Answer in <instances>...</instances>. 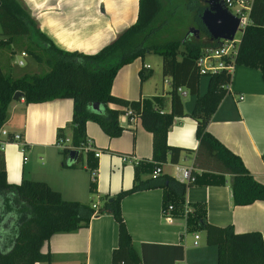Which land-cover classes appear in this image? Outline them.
I'll list each match as a JSON object with an SVG mask.
<instances>
[{
  "label": "crops",
  "instance_id": "obj_1",
  "mask_svg": "<svg viewBox=\"0 0 264 264\" xmlns=\"http://www.w3.org/2000/svg\"><path fill=\"white\" fill-rule=\"evenodd\" d=\"M19 1L54 45L85 53L96 52L132 24L138 15L139 3V0ZM144 58L136 57L119 68L112 80L111 92L130 100L148 99L154 107L169 111L171 77L163 75L161 65L160 85L151 64ZM141 70L145 74L142 79ZM6 73L12 75L10 70ZM205 76L204 81L200 78V93L207 88L208 76ZM179 87L188 94L184 86ZM229 90L210 117L207 128L264 183V80L260 70L235 65ZM194 101L195 97L191 102H183L186 112L191 110ZM109 106L122 109L118 116L122 132L109 136L96 121L88 120L86 136L92 138L101 153L97 157L93 153L94 166L89 167L87 163L74 167L70 165V156L56 144L60 137H68V146L72 145L73 100L64 97L30 103H25L23 98L12 101L4 124L19 131L21 140L9 141L0 151L8 182L17 183L23 178L44 180L59 190L63 198L89 203L97 209L106 195L129 189L138 180L151 179L156 165L151 157V132L143 127L139 117L130 120L124 112L125 106L115 103ZM195 130V119L186 114L176 116L167 132L169 144L192 148L182 150L177 161L192 165L195 174L194 181L184 182L181 205L175 203L174 189L162 185L128 192L121 199L122 215L142 264H217V246L206 241L205 230L194 222L197 217L217 225L230 224L237 232L259 231L264 240V199L235 204L231 174L221 171L203 156L197 159ZM77 152L79 164L82 151ZM124 154L136 156V161L123 160ZM173 163L162 162V171L157 177L169 175L180 181ZM93 183L95 186L91 188ZM171 185L178 188L174 182ZM167 205H173L169 218L164 213ZM117 242L118 223L111 213L103 212L93 214L86 225L73 231L53 233L41 250L51 254L48 264H112L111 252Z\"/></svg>",
  "mask_w": 264,
  "mask_h": 264
},
{
  "label": "trees",
  "instance_id": "obj_2",
  "mask_svg": "<svg viewBox=\"0 0 264 264\" xmlns=\"http://www.w3.org/2000/svg\"><path fill=\"white\" fill-rule=\"evenodd\" d=\"M177 1L139 0L138 15L132 24L96 52L85 53L54 45L19 0H0V33L7 35L6 39H0V43L25 36L29 53L47 66L46 70L12 76L0 65V126L9 117L10 105L15 100L13 95L17 90L23 94L18 99L23 98L25 103L71 98L73 145L85 139L88 120L96 121L109 136L119 135L123 130L118 120L122 109L110 107L109 103L131 106L143 127L152 134V159L177 162L182 150L192 148L169 144L167 132L176 116L188 114L196 121L197 159L203 156L221 171L231 174L233 202L248 204L256 199H264V183L250 173L238 154L207 128L210 117L229 92L228 84L231 82V73L225 69L206 73L207 88L203 93L199 91L202 73L196 59L203 46L217 45L219 42L208 35L201 21L200 16L209 5L208 0ZM181 3L194 9L192 19L197 20L198 25L194 28H198V31L190 34L193 40L189 41L187 35L183 39L167 38L161 41L153 38V24L163 10L168 14L175 13ZM200 30L209 36L207 40L199 39ZM150 52L161 56L162 73L171 77L169 111L154 107L148 99L130 100L111 92L112 80L119 68ZM234 63L259 69L264 80V0H252L249 22L241 34ZM144 76L141 70L140 78ZM179 86H184L195 95L189 112L184 110L182 97L177 90ZM62 151L70 156L71 166L79 165V152H71L68 147ZM93 158V155L87 158L91 167L95 165ZM156 177L138 180L129 189L106 195L95 209L89 203L63 198L59 190L44 180L23 178L17 183L8 182L4 157L0 152V264L49 261V251L41 250L44 241L55 232L73 231L86 225L93 214L103 212L111 213L118 223V242L111 252L112 264H142L122 215V197L140 188L162 185L174 189L175 203L181 205L186 187V183L169 175ZM172 182L178 188H174ZM93 185L95 183L91 188ZM194 222L205 230L206 241L217 246V264H264V240L259 231L237 232L230 224L217 225L198 217Z\"/></svg>",
  "mask_w": 264,
  "mask_h": 264
},
{
  "label": "built area",
  "instance_id": "obj_3",
  "mask_svg": "<svg viewBox=\"0 0 264 264\" xmlns=\"http://www.w3.org/2000/svg\"><path fill=\"white\" fill-rule=\"evenodd\" d=\"M223 5L227 7L232 13H234L239 18V25L237 28V32L240 33L239 37H236V33L234 34V37L232 39H222L218 38L219 42L217 45H206L204 46L199 56L197 57L196 61L199 66V72L202 74L206 73H213L220 71L222 69H225L227 72L231 73L233 71V68L235 66V58L238 51V43L240 41L241 34L243 32V29L245 25L249 22V12L251 9L252 0H221ZM21 55H26L25 51H21ZM17 64L22 65L24 64V60L22 58H19L17 61ZM145 66H149L146 64ZM229 89V84H228ZM178 92L181 95H185L187 91L183 89L182 87L177 88ZM230 91V90H229ZM240 98L243 96L240 95ZM124 112L126 115H128L130 120H135L138 118L137 114L134 112L133 108L131 106L124 107ZM21 140V133L17 130L8 128L5 124L0 126V151H2L5 147V145L9 141H19ZM70 141V138H59L56 141V144L61 147L62 149L64 147L71 148V150L76 151H93L94 155L97 157L100 155L101 150L94 146L93 140L90 137H85L83 141H81L78 145H71L68 146V142ZM24 146L22 145V150ZM123 160H130L135 159L136 156L134 155H122ZM161 164L162 162L156 161V165L153 169L152 176L156 177L158 176L161 171ZM174 169L176 172V177L180 181L183 182H192L195 179V174L193 170L192 165H182L179 162H174ZM173 209V205H167V207L164 209L165 215L167 217H170V210ZM195 237L197 238L198 235L196 234ZM196 243V241H195ZM34 264H48L47 261H36Z\"/></svg>",
  "mask_w": 264,
  "mask_h": 264
},
{
  "label": "rangeland",
  "instance_id": "obj_4",
  "mask_svg": "<svg viewBox=\"0 0 264 264\" xmlns=\"http://www.w3.org/2000/svg\"><path fill=\"white\" fill-rule=\"evenodd\" d=\"M179 1L181 0H178L177 3ZM193 12H194L193 7L190 6L189 8L183 3L179 4L175 13L168 14L165 13L163 10V13L153 24L154 25L153 38L161 41L167 38L183 39V37L187 35L188 37L187 39L189 41L193 40L192 35H190L192 33L189 31V29L190 27H195L196 25H198L197 20L192 19ZM0 32H2L1 23H0ZM239 35L240 33L237 32L236 37H239ZM6 38L7 35L0 33V39H6ZM199 38L202 40L206 38V32L204 30H200ZM27 45H28V39L25 36L20 38L14 37L12 38L11 41L0 43V65L5 72H9L10 70L13 76H17L25 72H33V71L38 72L47 69L46 63H44L43 61L42 62L37 61V59H35V57L31 53H29L27 49ZM182 45L183 44H181V47H183ZM21 50H24L27 53L26 56L21 55ZM144 57H145L144 61L149 62L151 64V68L155 76L156 75L158 76L159 75L158 73H161L159 72L161 69V56L157 53L150 52V53H146ZM19 58H22L24 60L23 65L17 64L16 61ZM160 77L161 76H158L159 80ZM200 78L202 79V81H204L206 79L205 74L201 75ZM162 81L163 80L161 78L159 83L160 85H162ZM164 83L165 85L168 84V83L166 84V81H164ZM194 97H195L194 94L188 92V94L182 96V99L183 102L186 104L194 100ZM92 155L93 152L82 151V162H80L77 167H80L82 164H87L88 156L92 157ZM94 206H96V204Z\"/></svg>",
  "mask_w": 264,
  "mask_h": 264
},
{
  "label": "water",
  "instance_id": "obj_5",
  "mask_svg": "<svg viewBox=\"0 0 264 264\" xmlns=\"http://www.w3.org/2000/svg\"><path fill=\"white\" fill-rule=\"evenodd\" d=\"M208 6L201 13V21L209 36L214 39H232L239 25V18L225 7L222 1L208 0ZM189 31L195 33L198 29L190 27ZM22 91L17 90L13 99L22 97ZM74 150L72 149L71 152Z\"/></svg>",
  "mask_w": 264,
  "mask_h": 264
}]
</instances>
